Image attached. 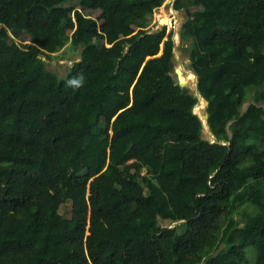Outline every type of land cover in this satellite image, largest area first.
<instances>
[{"label":"trees","instance_id":"16d2710c","mask_svg":"<svg viewBox=\"0 0 264 264\" xmlns=\"http://www.w3.org/2000/svg\"><path fill=\"white\" fill-rule=\"evenodd\" d=\"M164 1L0 0V264H264V0L174 2L213 139Z\"/></svg>","mask_w":264,"mask_h":264},{"label":"rangeland","instance_id":"374dc122","mask_svg":"<svg viewBox=\"0 0 264 264\" xmlns=\"http://www.w3.org/2000/svg\"><path fill=\"white\" fill-rule=\"evenodd\" d=\"M174 2L175 0H165L161 6L155 8L151 12L146 13L144 17L140 19V24L142 25V28L150 29V30H157L162 26L166 25L168 32H170L171 30L174 31L173 37L176 45L175 59H174L175 68L183 67L186 69L185 74L188 78H190L189 87L191 88L192 92L196 94V80L194 74L191 72L190 57L187 56L189 54L190 49L192 48V43L190 39H185L182 38L181 36V31H182L181 26L185 21H187L189 17L192 16V11L195 9V7L189 8L190 13L188 14L186 8H183L182 10H176L174 8ZM79 8L86 15L92 16L94 18H99L102 12L100 9L82 8V6L80 5ZM70 35H72V32H70ZM20 40H22V42H30L31 36L28 34H24L21 39H18V41ZM97 43L99 45H102V41H97ZM80 52H81V46L74 45L72 43V39L70 38L65 44V46L60 48L58 51L52 53L50 57L48 58L44 57V59L47 61L50 67L57 70L61 74H64L69 69V66L74 61H77L79 59ZM175 68L173 74L176 76ZM252 93L253 90L250 89L249 90L250 97H252L253 95ZM195 108L197 113L203 117L206 110V103L204 102L203 104V102H201L200 104H197ZM104 123L105 121H103V124ZM207 132H209V128L206 123V120H204L205 136H208ZM146 172L147 169L145 168L143 173ZM145 189H146L145 192L147 193L148 192L147 187H145ZM60 212L66 218H70L72 215V202L68 201L66 203H63L60 207ZM245 212H246L245 209H240V210L235 209L232 215L233 217H235L236 220H238L239 223L243 224L245 222V216H244ZM167 223L168 222H164V224ZM177 226L180 231H183L185 229V224L182 222L178 223ZM247 250L251 261L254 260L255 249L253 247H248Z\"/></svg>","mask_w":264,"mask_h":264},{"label":"water","instance_id":"95a60500","mask_svg":"<svg viewBox=\"0 0 264 264\" xmlns=\"http://www.w3.org/2000/svg\"><path fill=\"white\" fill-rule=\"evenodd\" d=\"M186 11H187L188 14L190 13V9L189 8H186ZM175 48H176V45H175ZM187 56L190 57L189 54ZM191 72L194 74L195 80H196V95L199 97V101H198L197 104H200L202 101H204L206 103V106H207L209 104V101L201 95V93L199 92V89H198V77H197V74L192 68H191ZM185 73H186V69L185 68L176 67L175 68V74H176L177 77L174 74L173 75L178 79L179 84L182 87H184V86H188L189 87V78L186 77ZM195 112L197 113L196 108H195ZM200 117L203 120H207L208 117H209V114L205 110V114L203 115V117L201 115H200ZM207 134H208L209 138H213V135L210 132H207Z\"/></svg>","mask_w":264,"mask_h":264},{"label":"clouds","instance_id":"9594fccd","mask_svg":"<svg viewBox=\"0 0 264 264\" xmlns=\"http://www.w3.org/2000/svg\"><path fill=\"white\" fill-rule=\"evenodd\" d=\"M82 83H83V76L73 77L67 81V84L77 87L82 85Z\"/></svg>","mask_w":264,"mask_h":264},{"label":"bare ground","instance_id":"6f19581e","mask_svg":"<svg viewBox=\"0 0 264 264\" xmlns=\"http://www.w3.org/2000/svg\"><path fill=\"white\" fill-rule=\"evenodd\" d=\"M187 77V76H186ZM188 78V77H187ZM189 82H190V78H189ZM203 102V104H204V101H202Z\"/></svg>","mask_w":264,"mask_h":264}]
</instances>
